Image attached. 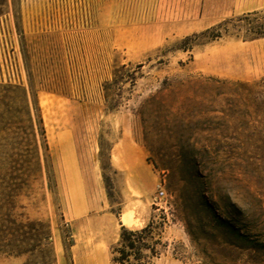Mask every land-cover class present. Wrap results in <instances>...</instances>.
<instances>
[{
    "label": "rangeland",
    "instance_id": "obj_1",
    "mask_svg": "<svg viewBox=\"0 0 264 264\" xmlns=\"http://www.w3.org/2000/svg\"><path fill=\"white\" fill-rule=\"evenodd\" d=\"M259 26L264 0H0V264H114L125 211H149L167 244L152 264H264V37L245 38ZM31 86L51 179L40 136L42 172L27 171L26 118L3 104L23 89L36 118ZM10 222L40 223L37 242L13 244Z\"/></svg>",
    "mask_w": 264,
    "mask_h": 264
},
{
    "label": "trees",
    "instance_id": "obj_2",
    "mask_svg": "<svg viewBox=\"0 0 264 264\" xmlns=\"http://www.w3.org/2000/svg\"><path fill=\"white\" fill-rule=\"evenodd\" d=\"M255 15L257 14H250L248 16H245L243 19L247 20ZM243 19H239L238 21H241ZM235 22L236 20H226L225 22L217 26L211 27L199 34H194L192 36L186 37L180 42L178 50L188 52L192 51L194 46H199L204 42L210 43L220 40L225 35H228L230 33V26H232L233 28H237L235 27ZM261 29V26L247 29V36L245 38L253 39L264 37V31H262L263 29ZM107 86L108 84L103 89L104 101L107 110L113 111L116 108L115 106H117V101H115L111 97V95L109 94V88ZM31 88L34 98V109L36 111V118H34V116L32 115L30 104L28 102L27 92L23 89L20 90L16 87H10V89H8L7 91H5V93L2 94V96L6 100V103L3 104L7 107V113L9 112L13 120L21 122L19 118V110L23 111V114L26 118L25 122L27 123V126L25 129L22 128V131L26 135V139L28 141V148L27 150H25L27 156L26 160H24V163L28 167L27 171H30V173L34 172L33 170H35L36 172H42V165L40 159V145L38 139V137L40 136L46 160L47 172L49 178L51 179V175L53 174V165L51 161V155L49 154V146L46 139V131L44 128L43 119L39 113L40 109L38 106V94L33 86H31ZM14 163L18 164L17 162ZM9 189L10 191H8L11 194L13 192L12 187L10 186ZM4 190L7 191V189ZM10 223L14 226V228H11V230L15 231V233L18 235H12L13 237H15L13 241L11 240L13 244L15 243V241H19V237L24 238L27 241L37 242L35 239V237L37 238V236L34 235V233L37 232L36 227L39 226L40 223L29 222L26 225L17 224L16 222ZM156 229L157 227L154 220H151L146 227L140 230L132 231L123 227L118 246L114 248L112 252V262L114 264H152L153 259L159 257L160 255L158 248L167 247V244L163 243L162 241V235L156 234ZM20 232L22 233L20 234ZM49 238L50 236L46 235V238L44 240H48ZM41 245V243L38 245H33L29 253H34L36 250H38L39 247H41ZM7 247L8 245H0V248ZM146 252H148L149 254L147 255Z\"/></svg>",
    "mask_w": 264,
    "mask_h": 264
},
{
    "label": "crops",
    "instance_id": "obj_3",
    "mask_svg": "<svg viewBox=\"0 0 264 264\" xmlns=\"http://www.w3.org/2000/svg\"><path fill=\"white\" fill-rule=\"evenodd\" d=\"M130 171H132L136 182L141 185V189H142L141 197L143 198V201L146 202L148 200V197H151L153 193V188L156 183L155 172L153 171L152 167L149 164H147L145 159H142V157L138 161L137 165L130 167ZM139 220L143 222L145 221L144 223L146 227L151 221V215L149 211H147L146 213H143L142 216H140Z\"/></svg>",
    "mask_w": 264,
    "mask_h": 264
},
{
    "label": "bare ground",
    "instance_id": "obj_4",
    "mask_svg": "<svg viewBox=\"0 0 264 264\" xmlns=\"http://www.w3.org/2000/svg\"><path fill=\"white\" fill-rule=\"evenodd\" d=\"M135 209V208H134ZM146 209V208H145ZM144 209V210H145ZM137 211V210H136ZM135 212L125 211L120 219V226L125 227L129 230H140L145 227V221H141L136 218ZM146 213V212H145ZM140 215V214H139ZM140 217V216H139ZM148 218V217H146ZM149 221V220H148ZM148 224V222H147ZM90 262V261H89ZM91 263V262H90Z\"/></svg>",
    "mask_w": 264,
    "mask_h": 264
},
{
    "label": "built area",
    "instance_id": "obj_5",
    "mask_svg": "<svg viewBox=\"0 0 264 264\" xmlns=\"http://www.w3.org/2000/svg\"><path fill=\"white\" fill-rule=\"evenodd\" d=\"M165 195H166V191H165L164 184L162 182H160L157 186V196L155 198V201L158 202V201L164 199Z\"/></svg>",
    "mask_w": 264,
    "mask_h": 264
}]
</instances>
